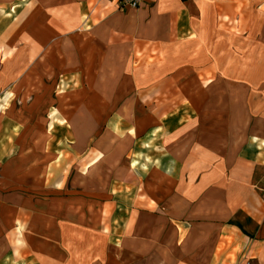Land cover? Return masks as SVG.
<instances>
[{"label":"crops","instance_id":"1","mask_svg":"<svg viewBox=\"0 0 264 264\" xmlns=\"http://www.w3.org/2000/svg\"><path fill=\"white\" fill-rule=\"evenodd\" d=\"M116 3L0 0V264H264V0Z\"/></svg>","mask_w":264,"mask_h":264},{"label":"rangeland","instance_id":"2","mask_svg":"<svg viewBox=\"0 0 264 264\" xmlns=\"http://www.w3.org/2000/svg\"><path fill=\"white\" fill-rule=\"evenodd\" d=\"M63 172L64 170L60 171V169H56L52 172L53 173L52 181L53 183H56V186H58L59 182H62V179L64 178ZM74 175L75 174L73 173L70 174L68 172L67 175H65V180L63 184L64 185L70 184L74 180ZM70 177L71 179H69ZM64 185L62 186L61 189H63ZM71 192H73L72 195H74L75 193L74 190H72ZM41 208L42 210L47 211L48 204L46 203L45 206H42ZM77 217L78 219H80L79 221L76 218H72V222H68L65 219L58 221V222L69 223V226H71L72 229L74 230L70 235L69 234L65 235L64 240L58 234H55V235L52 234L50 236V242L52 243L51 244L52 248L50 247L49 250L45 251L44 255L49 254L53 259H55L56 262L54 264H63L64 262H66L67 264L69 263L71 264H96L97 254H99V252H97L99 249H96V246L102 245V244L106 245L110 240V239L108 240V237H109L108 235L106 234L104 235L100 232L101 229L100 231L98 230V228L96 231L95 229L82 230V229H85L84 226H81V227L79 226V225H85L90 228L100 227V222L99 223L96 222L98 218L95 217V214L91 212L90 209L87 210V214L85 216L83 215L81 217L79 216ZM104 217H105L104 219L107 220L106 213ZM75 222H79V223H75ZM106 225L107 223H105V226ZM101 227L102 229L104 228L103 225ZM58 236L59 238H61V240L58 239ZM43 237L45 240L49 241V235L45 234ZM86 243H87V247H85ZM89 243H91V245L88 247ZM100 253L101 254L104 253L105 254L104 257H106L109 254L111 255V250L110 249H108L107 251L101 250ZM122 257L123 256L121 255L120 258ZM41 258H43L42 253H41ZM43 262H46V261H43ZM32 263H33L32 261H29V263H22V264H32Z\"/></svg>","mask_w":264,"mask_h":264},{"label":"built area","instance_id":"3","mask_svg":"<svg viewBox=\"0 0 264 264\" xmlns=\"http://www.w3.org/2000/svg\"><path fill=\"white\" fill-rule=\"evenodd\" d=\"M151 2L152 0H117L116 8L118 11L136 10Z\"/></svg>","mask_w":264,"mask_h":264}]
</instances>
